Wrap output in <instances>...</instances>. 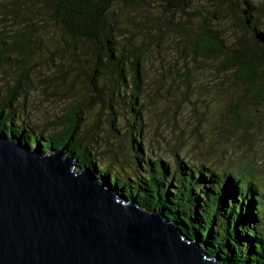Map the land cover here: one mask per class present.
Here are the masks:
<instances>
[{
    "label": "trees",
    "instance_id": "16d2710c",
    "mask_svg": "<svg viewBox=\"0 0 264 264\" xmlns=\"http://www.w3.org/2000/svg\"><path fill=\"white\" fill-rule=\"evenodd\" d=\"M3 1L0 72H17V78L5 94L0 91V131L44 153L67 147L80 168L110 181L145 211L164 212L187 237L201 239L221 264H264V164L227 148L238 137L234 129L247 143L253 131L264 134V44L256 38L264 33V0ZM6 23L13 24L9 34ZM226 23L235 33L231 39L221 27ZM169 36L177 40L183 61L194 64L185 70L189 88L195 74L207 73L200 85L210 96L206 100L227 110L210 113L214 130L195 131L194 147L180 134L172 142L162 138L175 152L172 161L146 147L143 115L155 109L143 88L146 65ZM48 63L57 73L41 81L46 88L66 86L74 72L87 78L88 95L57 119V132L46 135L29 118L26 103L18 102L35 89L34 73ZM97 104L110 110L107 140L98 121L81 130ZM116 105L127 110L124 152L113 144L124 138L115 126Z\"/></svg>",
    "mask_w": 264,
    "mask_h": 264
},
{
    "label": "water",
    "instance_id": "95a60500",
    "mask_svg": "<svg viewBox=\"0 0 264 264\" xmlns=\"http://www.w3.org/2000/svg\"><path fill=\"white\" fill-rule=\"evenodd\" d=\"M66 150L44 153L0 131V264H221Z\"/></svg>",
    "mask_w": 264,
    "mask_h": 264
},
{
    "label": "rangeland",
    "instance_id": "374dc122",
    "mask_svg": "<svg viewBox=\"0 0 264 264\" xmlns=\"http://www.w3.org/2000/svg\"><path fill=\"white\" fill-rule=\"evenodd\" d=\"M6 1L7 2L3 1V3L11 4L16 0ZM22 9H24V6H22ZM3 17L4 10L1 9L0 20H3ZM12 25L13 24L11 23H6L5 33H11ZM20 25H17L15 28H18ZM221 27L227 37L230 39L231 37H234L235 33L232 30L231 23H226ZM176 41L177 40L174 36H169L165 44L160 50H158L161 51V54L156 53L154 56H149L148 64L146 65L147 80L143 84L144 90L147 91V97H150L153 100L156 109L148 113L143 112L146 123V130L144 133L145 145L146 147L149 146L151 148L155 156L164 154L168 156L171 161L174 159L175 152H171V147L167 146L162 138H167L168 141L172 142V138H175L173 135L177 136L180 134L184 136L185 140L191 143V146L194 147L196 146V143H198L197 140L192 139L198 137V135L195 134V131H200L203 134L207 133L209 135V133L214 130L211 124L217 122L210 118V113L213 112L219 114L227 111L226 109H223V107H220L222 104L217 105L206 100L210 96L205 93L201 81L205 79L204 76L206 77L207 73H205L204 76L195 74L193 79H197V81L192 79L191 84L194 85V88H189L185 70L186 66L191 65L190 70L194 69V64H191L192 60L191 62L188 60V63L183 61V54L178 52L179 48ZM184 63L187 64L185 65ZM66 64L68 65V71L73 69V65H70L67 62ZM206 65L209 70H212V66L208 64ZM82 68H84V65H82ZM56 73L57 72L54 68H50L49 63L40 67L34 73L35 77L33 78V82L35 84V89L28 92L25 100L24 98H21L20 102H18L20 104L22 103L21 105H23L24 102L26 103V112L29 118L33 123L37 124L41 130L46 129V135L57 132L59 130L57 119L65 115L78 100H82V98H85L88 95L87 78L83 75L75 76L74 72H71L66 86L63 85L59 88L51 89L46 88L41 81L47 77L50 78V76H53ZM15 78H17V72L9 71L6 74L0 72V91L2 94H5V90L8 87L14 86ZM75 80L79 81L78 83L76 82L77 85H73ZM127 95L129 96V91ZM186 95L189 96L185 98ZM146 105H149L148 102ZM114 112L116 114V118L114 119L116 129L121 130L124 138H122L123 140L121 141L118 140V142L114 141L112 138L108 141L111 143L114 141L113 144L116 146V152H124L127 140L125 129L129 126L127 123V110L124 106L116 105ZM90 113L92 116H90L91 118L87 117L89 119L88 124H83L81 130L86 131L87 126L98 121L102 128L99 134L107 140V135L111 133L109 132L111 129L109 107L107 104H97L90 108ZM172 131L175 133H172ZM232 132L238 135V137L235 139L233 147H227L228 150L233 152V154H237L238 157L246 154L253 158L257 156L264 164V134H257L253 131L250 135L249 143H247L244 139L239 137L241 136L240 129H234ZM109 136H112V134H109ZM119 144H121L120 147L122 148L120 151L116 149ZM225 144L226 143H224V145ZM208 145L211 146L212 143L210 142ZM219 148L224 149L221 146ZM192 153L199 152H181V156L187 157ZM212 159L214 160V165L219 166V162H221L219 155H216L215 158L212 157ZM227 159L228 158H225L224 161ZM234 159L237 160L235 157ZM202 160L204 161L205 159L203 158ZM205 164L209 163L206 162ZM123 166L126 169L130 164H124ZM262 187L264 190V179H262Z\"/></svg>",
    "mask_w": 264,
    "mask_h": 264
}]
</instances>
